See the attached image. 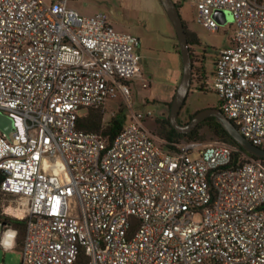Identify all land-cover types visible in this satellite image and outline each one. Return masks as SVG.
Listing matches in <instances>:
<instances>
[{
  "label": "built area",
  "instance_id": "built-area-1",
  "mask_svg": "<svg viewBox=\"0 0 264 264\" xmlns=\"http://www.w3.org/2000/svg\"><path fill=\"white\" fill-rule=\"evenodd\" d=\"M68 2L0 0V113L11 121L0 131V248L15 249L19 220L21 264H264L263 165L149 131L152 112L130 98L139 39ZM193 2L209 31L216 10L233 19L205 84L264 149V0ZM118 96L128 115L116 136L77 129L81 111Z\"/></svg>",
  "mask_w": 264,
  "mask_h": 264
},
{
  "label": "rangeland",
  "instance_id": "rangeland-1",
  "mask_svg": "<svg viewBox=\"0 0 264 264\" xmlns=\"http://www.w3.org/2000/svg\"><path fill=\"white\" fill-rule=\"evenodd\" d=\"M173 1L180 6L178 11L186 28L200 42V45L189 46L192 56V70L203 66L208 79H210L213 61L222 49L229 46L233 37V19L226 12L227 22L221 25L217 31L212 32L196 23L194 0ZM108 3L113 5L115 9L123 10L124 16L133 22L131 29L123 31L140 40L143 79L133 80L130 98L133 110L152 112L153 117L145 120V126L157 135L161 127L160 120H164L169 114V108L165 103L171 102L182 73L181 58L177 54L178 44L174 29L158 0H69L68 6L83 15L90 16L105 12L111 18L109 11L104 7ZM114 29L118 30L116 27ZM171 80L173 82L170 83ZM143 83H147L148 86L143 88ZM168 84L171 85L172 96L164 101L161 98ZM191 84L192 87L190 86L185 104L179 113L183 122L188 119L189 115L205 108H219L217 96L213 91L202 92L198 90L195 82H191ZM127 107V102L121 96L107 103L106 108L102 110V127L106 126L113 112L117 113L118 110H122L124 115H128ZM199 134L202 142L217 140L206 126L200 129ZM3 198L4 206H14L17 203L16 198L11 196ZM21 261L22 254L19 248L8 251L0 248V263L21 264Z\"/></svg>",
  "mask_w": 264,
  "mask_h": 264
},
{
  "label": "water",
  "instance_id": "water-1",
  "mask_svg": "<svg viewBox=\"0 0 264 264\" xmlns=\"http://www.w3.org/2000/svg\"><path fill=\"white\" fill-rule=\"evenodd\" d=\"M158 1L161 4L174 29L182 64L181 78L179 84L175 89L169 108L168 119L170 126L177 133L189 134L205 119L210 117L214 118L245 153L250 154L256 158L264 159V149L254 146L250 142H248L239 133L235 125L230 120H228L217 108H205L203 110H200L196 112L192 116V118L185 124L178 122L179 113L185 104L191 86L192 61L187 34L176 3L173 0ZM213 16L221 25H224L227 22L226 13L223 11L216 10ZM0 131L7 137L9 136V133L11 131L10 119L1 113Z\"/></svg>",
  "mask_w": 264,
  "mask_h": 264
},
{
  "label": "trees",
  "instance_id": "trees-1",
  "mask_svg": "<svg viewBox=\"0 0 264 264\" xmlns=\"http://www.w3.org/2000/svg\"><path fill=\"white\" fill-rule=\"evenodd\" d=\"M176 6L178 9L180 8V6L177 3H176ZM183 25L185 27L189 46L192 47L194 45H200L198 38L193 33L188 31L184 22H183ZM177 48H178L177 54L180 55L179 47ZM207 78L208 76L203 66H200L199 68L192 70L191 82L192 83L195 82L197 84L199 91L206 92L207 90H209L207 85L205 84V81ZM191 87H192V84H191ZM170 104H171L170 101L165 103V105L168 108H170ZM193 115L194 114L189 115L188 119L183 122L180 119V114H179L178 122L185 124L192 118ZM102 119H103L102 109L87 108L81 111L80 115L78 116L76 127L80 131L100 132L103 136H109L110 138H113L122 129L125 123V120H126V116L124 115L122 110H118V112L114 116H111L110 120L108 121V123L106 124L104 128L102 127ZM160 124H161V127L159 129L160 132L157 134L158 137L161 139L170 141V142H178L182 140L202 141L200 140L201 136L199 134V131L203 126H206L210 130V132L217 138L216 142L226 144L236 150L233 152V157L235 159V162H244L246 160H254V161H259L264 167V159L256 158L250 154L245 153L214 118L210 117V118L205 119L189 134L177 133L170 126L168 117H166L164 120H160ZM0 198H1V193H0ZM12 222H13L14 228L17 230V239H16L15 248L20 249L22 245V241H23L25 222L19 221V220H12Z\"/></svg>",
  "mask_w": 264,
  "mask_h": 264
},
{
  "label": "crops",
  "instance_id": "crops-1",
  "mask_svg": "<svg viewBox=\"0 0 264 264\" xmlns=\"http://www.w3.org/2000/svg\"><path fill=\"white\" fill-rule=\"evenodd\" d=\"M104 7H105L106 10L109 11V13L111 15V18L112 19L109 17L111 25L114 28L116 27L118 29V31L129 30V29H131V27H133V22H130L124 16L123 10H121V9H115L113 7V5H111L109 3L108 4H105ZM140 46H141V44H140ZM139 54H140V47H139ZM140 56H141V54H140ZM141 61H142V56H141ZM141 79H143V75H142ZM171 82H173V81L171 80L170 83ZM169 84L165 87L163 96L161 98L164 101H166L167 99H170L171 96H172L171 89H170L171 85H169Z\"/></svg>",
  "mask_w": 264,
  "mask_h": 264
}]
</instances>
